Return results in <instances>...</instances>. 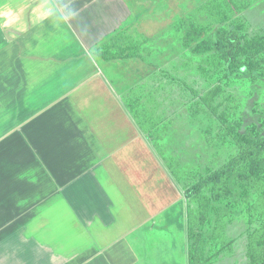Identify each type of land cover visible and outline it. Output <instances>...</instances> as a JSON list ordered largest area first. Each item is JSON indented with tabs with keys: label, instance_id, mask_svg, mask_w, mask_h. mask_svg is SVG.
I'll return each instance as SVG.
<instances>
[{
	"label": "crops",
	"instance_id": "obj_1",
	"mask_svg": "<svg viewBox=\"0 0 264 264\" xmlns=\"http://www.w3.org/2000/svg\"><path fill=\"white\" fill-rule=\"evenodd\" d=\"M124 5L0 0V264H193L188 247L185 263L147 251L182 207L150 145L158 120L127 99L165 64L133 37L117 47Z\"/></svg>",
	"mask_w": 264,
	"mask_h": 264
},
{
	"label": "rangeland",
	"instance_id": "obj_2",
	"mask_svg": "<svg viewBox=\"0 0 264 264\" xmlns=\"http://www.w3.org/2000/svg\"><path fill=\"white\" fill-rule=\"evenodd\" d=\"M206 1L125 0L124 7L133 23L118 27L111 36L116 37L117 47H120L121 37H133L150 63H155L158 57L165 64L159 71L162 77L158 78L157 87L146 93L136 87L127 94V99L138 96L144 99L135 106L137 110L132 108L134 113H146L147 117L158 120L153 122L156 129L150 128V145L164 162L182 207L176 220H183L179 224H168L174 225L176 231L159 240L152 238L147 251L149 254L153 251L151 256L157 261L165 257L185 263L188 247L193 264H252L247 253L251 233L264 223L258 207L239 204L222 221L205 224H201L198 217L199 197L206 191L203 186L198 188L199 180L223 167L237 153V146L226 135L229 128L246 133L256 124L264 136V74H250L245 69L230 71L225 63L221 67L214 66L208 55L198 56L189 48H183L174 33L181 19L192 25L209 22L211 19L199 11ZM239 15L247 23L249 36L264 33V0H258ZM80 20L90 21L85 17ZM51 28L54 30L55 26ZM79 30V36L72 33L63 37H90L81 35ZM262 56L264 58V53ZM118 63L123 66L121 61ZM214 86H220L214 100L216 110L201 102ZM256 197L254 191L252 198ZM178 227L184 228L183 237ZM185 227L188 234L196 231L188 241ZM254 238L258 241L256 249H262L264 236L257 234Z\"/></svg>",
	"mask_w": 264,
	"mask_h": 264
},
{
	"label": "trees",
	"instance_id": "obj_3",
	"mask_svg": "<svg viewBox=\"0 0 264 264\" xmlns=\"http://www.w3.org/2000/svg\"><path fill=\"white\" fill-rule=\"evenodd\" d=\"M257 1L207 0L199 11L211 20L192 25L181 19L174 33L183 48H189L198 56L208 55L209 62L214 66L221 67L225 63L230 71L245 69L250 74L258 72L263 75L264 33L249 36L247 23L239 15ZM219 91L220 86H214L201 102L216 110L214 100ZM226 135L238 150L223 167L199 180L198 188L203 186L206 190L199 197L198 217L201 224L222 221L239 204L248 208L258 207L261 218H264V136H261L256 124L250 126L246 133L230 127ZM254 191L257 194L255 200L252 198ZM257 234L264 236V223L251 233L247 253L252 264H264V246L256 249L258 241L254 237ZM195 235L196 231H189L190 238Z\"/></svg>",
	"mask_w": 264,
	"mask_h": 264
}]
</instances>
